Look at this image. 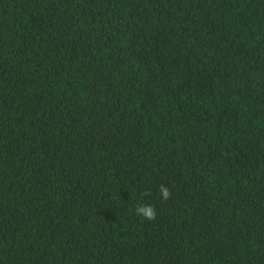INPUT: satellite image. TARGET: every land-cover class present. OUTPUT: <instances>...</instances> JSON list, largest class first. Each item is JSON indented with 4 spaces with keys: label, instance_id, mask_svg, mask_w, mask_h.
Returning a JSON list of instances; mask_svg holds the SVG:
<instances>
[{
    "label": "trees",
    "instance_id": "1",
    "mask_svg": "<svg viewBox=\"0 0 264 264\" xmlns=\"http://www.w3.org/2000/svg\"><path fill=\"white\" fill-rule=\"evenodd\" d=\"M0 264H264V0H0Z\"/></svg>",
    "mask_w": 264,
    "mask_h": 264
},
{
    "label": "clouds",
    "instance_id": "2",
    "mask_svg": "<svg viewBox=\"0 0 264 264\" xmlns=\"http://www.w3.org/2000/svg\"><path fill=\"white\" fill-rule=\"evenodd\" d=\"M159 191H160L161 197L164 200H168L170 198L171 192L167 187L161 185ZM135 213L139 216L144 217L145 219L149 221H154L157 216L156 209L151 204H142V205L136 206Z\"/></svg>",
    "mask_w": 264,
    "mask_h": 264
}]
</instances>
